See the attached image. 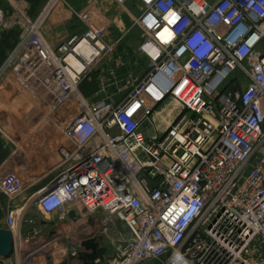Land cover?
Masks as SVG:
<instances>
[{
  "label": "built area",
  "instance_id": "1",
  "mask_svg": "<svg viewBox=\"0 0 264 264\" xmlns=\"http://www.w3.org/2000/svg\"><path fill=\"white\" fill-rule=\"evenodd\" d=\"M59 1L36 20L2 23L21 32L0 89L18 87L14 71L39 45L60 90L53 111L81 108L51 173L0 182L14 239L7 264H25V249L62 224L74 228L68 259L95 234L107 248L99 264H264V0H107L130 17L124 33L92 0L99 25L85 14L83 28L51 46L41 31ZM86 82L96 95H82ZM62 250L44 264H61Z\"/></svg>",
  "mask_w": 264,
  "mask_h": 264
},
{
  "label": "crops",
  "instance_id": "2",
  "mask_svg": "<svg viewBox=\"0 0 264 264\" xmlns=\"http://www.w3.org/2000/svg\"><path fill=\"white\" fill-rule=\"evenodd\" d=\"M49 2L51 0H0V69L18 45L21 32L17 25L4 29L2 23L19 19L21 14L36 20ZM100 4L110 8L108 21L117 32L129 30L131 19L122 8L109 6L107 0ZM93 6L92 0L59 1L42 28L43 39L51 46L68 39L84 27L80 17L85 14V20L99 25L90 13ZM134 36L131 33L128 41ZM129 45H133L132 42ZM13 76L18 87L23 88L33 102L30 103L18 87L0 89V182L7 187L24 185L37 176L44 177L61 163L60 149L72 147L62 129L81 110L78 104H71L53 111L60 90L53 83L51 66L39 45L16 67ZM85 85L98 89L95 82H86L81 90ZM50 179L51 176L44 178L35 189L45 186ZM8 211L9 200L0 191V229H7ZM30 215L51 219L35 209ZM9 260L0 259V264H7Z\"/></svg>",
  "mask_w": 264,
  "mask_h": 264
},
{
  "label": "rangeland",
  "instance_id": "3",
  "mask_svg": "<svg viewBox=\"0 0 264 264\" xmlns=\"http://www.w3.org/2000/svg\"><path fill=\"white\" fill-rule=\"evenodd\" d=\"M238 75L235 74L233 75V78H236ZM240 77V76H238ZM98 90L94 87V85H85L81 93L85 98L92 97L93 95H96ZM52 221L58 222L57 218H53ZM37 229L39 228L38 226L36 227ZM35 229L31 228L29 226H24L23 232L26 233L28 231H33ZM74 228L71 227L69 224H62L52 232L50 235L47 236L48 239L46 241L42 242H32V244L25 249V255H24V260L25 264H32V262H37L38 264H44L46 263V259L50 258V254L52 253L53 250L56 249H64L62 251H67L69 250L68 244H66L70 239H71V233L73 232ZM115 232L125 235L127 232V229L119 224L115 228ZM65 247V248H64ZM31 257V258H30ZM33 259V261H32ZM30 260L32 261L31 263Z\"/></svg>",
  "mask_w": 264,
  "mask_h": 264
},
{
  "label": "water",
  "instance_id": "4",
  "mask_svg": "<svg viewBox=\"0 0 264 264\" xmlns=\"http://www.w3.org/2000/svg\"><path fill=\"white\" fill-rule=\"evenodd\" d=\"M70 217L71 219H74L75 214L71 213ZM51 225L54 228L58 227V224L55 222H52ZM91 225H94L93 222H91ZM43 226L48 227V223L44 222ZM101 240L102 238H99L95 234L92 237H84V241L82 243L84 250L78 254V257L70 255L69 259L66 257V251H63L64 258L61 264H71L70 260L75 259L79 260L82 264H99L98 261L104 262L107 255V248L100 244ZM13 253L14 239L12 232L7 229H0V259H10Z\"/></svg>",
  "mask_w": 264,
  "mask_h": 264
},
{
  "label": "bare ground",
  "instance_id": "5",
  "mask_svg": "<svg viewBox=\"0 0 264 264\" xmlns=\"http://www.w3.org/2000/svg\"><path fill=\"white\" fill-rule=\"evenodd\" d=\"M64 257H60L61 260H63Z\"/></svg>",
  "mask_w": 264,
  "mask_h": 264
}]
</instances>
